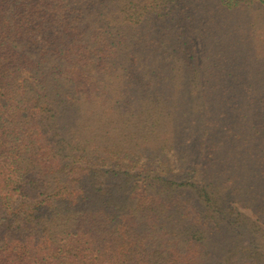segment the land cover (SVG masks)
Masks as SVG:
<instances>
[{
	"label": "trees",
	"instance_id": "16d2710c",
	"mask_svg": "<svg viewBox=\"0 0 264 264\" xmlns=\"http://www.w3.org/2000/svg\"><path fill=\"white\" fill-rule=\"evenodd\" d=\"M0 264H264V0H0Z\"/></svg>",
	"mask_w": 264,
	"mask_h": 264
}]
</instances>
